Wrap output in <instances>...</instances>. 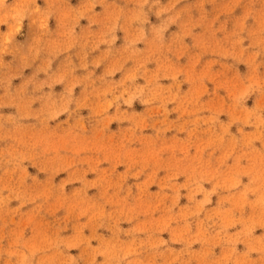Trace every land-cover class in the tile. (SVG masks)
Segmentation results:
<instances>
[{
    "label": "rangeland",
    "instance_id": "374dc122",
    "mask_svg": "<svg viewBox=\"0 0 264 264\" xmlns=\"http://www.w3.org/2000/svg\"><path fill=\"white\" fill-rule=\"evenodd\" d=\"M0 264H264V0H0Z\"/></svg>",
    "mask_w": 264,
    "mask_h": 264
}]
</instances>
